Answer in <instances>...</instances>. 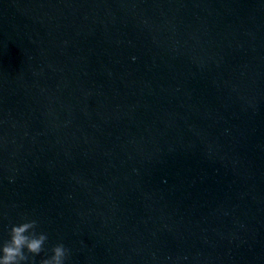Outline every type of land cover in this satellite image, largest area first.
<instances>
[{
  "label": "water",
  "instance_id": "obj_1",
  "mask_svg": "<svg viewBox=\"0 0 264 264\" xmlns=\"http://www.w3.org/2000/svg\"><path fill=\"white\" fill-rule=\"evenodd\" d=\"M25 217L65 264H264V0H0V243Z\"/></svg>",
  "mask_w": 264,
  "mask_h": 264
},
{
  "label": "clouds",
  "instance_id": "obj_2",
  "mask_svg": "<svg viewBox=\"0 0 264 264\" xmlns=\"http://www.w3.org/2000/svg\"><path fill=\"white\" fill-rule=\"evenodd\" d=\"M37 228V220L27 217L23 222L12 225L9 239L0 243V264H36L35 258L41 253L45 255L39 264H65L70 250L63 243H57L51 247V255H48L44 247L48 236L37 232Z\"/></svg>",
  "mask_w": 264,
  "mask_h": 264
}]
</instances>
